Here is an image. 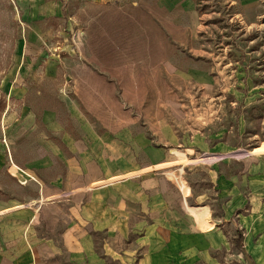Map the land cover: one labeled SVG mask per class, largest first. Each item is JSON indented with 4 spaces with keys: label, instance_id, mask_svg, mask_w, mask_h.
<instances>
[{
    "label": "rangeland",
    "instance_id": "obj_1",
    "mask_svg": "<svg viewBox=\"0 0 264 264\" xmlns=\"http://www.w3.org/2000/svg\"><path fill=\"white\" fill-rule=\"evenodd\" d=\"M65 132L143 136L213 197L226 177L228 231L264 264V156L241 154H264V0H0V197L63 177ZM231 236L227 264H252Z\"/></svg>",
    "mask_w": 264,
    "mask_h": 264
},
{
    "label": "crops",
    "instance_id": "obj_2",
    "mask_svg": "<svg viewBox=\"0 0 264 264\" xmlns=\"http://www.w3.org/2000/svg\"><path fill=\"white\" fill-rule=\"evenodd\" d=\"M43 120L52 131L67 124L53 110ZM123 138L65 132L63 177L40 183L25 200L0 197V264L228 263V234L235 240L240 231L234 223L228 231L238 193L243 203L237 186L229 208L226 177H217L214 197L196 191L179 181L180 164L169 152L143 136Z\"/></svg>",
    "mask_w": 264,
    "mask_h": 264
},
{
    "label": "trees",
    "instance_id": "obj_3",
    "mask_svg": "<svg viewBox=\"0 0 264 264\" xmlns=\"http://www.w3.org/2000/svg\"><path fill=\"white\" fill-rule=\"evenodd\" d=\"M243 234L241 231H238L237 232V237L235 238L234 240V243L236 245V247L239 249V250H242L243 249Z\"/></svg>",
    "mask_w": 264,
    "mask_h": 264
},
{
    "label": "bare ground",
    "instance_id": "obj_4",
    "mask_svg": "<svg viewBox=\"0 0 264 264\" xmlns=\"http://www.w3.org/2000/svg\"><path fill=\"white\" fill-rule=\"evenodd\" d=\"M182 162V161H181ZM183 163V162H182ZM170 163H166V165H169ZM11 169L15 174H18L21 176V173H24L26 175H29L25 170H23L22 168H20L17 164H15L13 161L11 163ZM195 214V213H194Z\"/></svg>",
    "mask_w": 264,
    "mask_h": 264
},
{
    "label": "water",
    "instance_id": "obj_5",
    "mask_svg": "<svg viewBox=\"0 0 264 264\" xmlns=\"http://www.w3.org/2000/svg\"><path fill=\"white\" fill-rule=\"evenodd\" d=\"M260 145H257L255 147H252L250 150H244L242 151V155L245 156V155H252V154H255V152H253L257 147H259Z\"/></svg>",
    "mask_w": 264,
    "mask_h": 264
}]
</instances>
